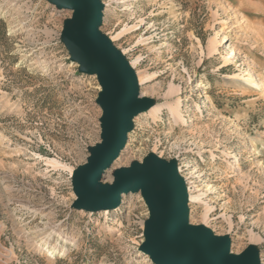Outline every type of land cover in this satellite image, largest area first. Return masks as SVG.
<instances>
[{"label":"rangeland","instance_id":"1","mask_svg":"<svg viewBox=\"0 0 264 264\" xmlns=\"http://www.w3.org/2000/svg\"><path fill=\"white\" fill-rule=\"evenodd\" d=\"M98 1L97 33L135 73L142 107L161 108L131 117L103 184L149 158L173 165L193 198L185 228L226 241L225 259L264 264V0ZM75 12L0 0V264H157L142 191L113 209L77 207L75 176L105 114L98 75L66 41ZM247 74L258 87L244 90Z\"/></svg>","mask_w":264,"mask_h":264},{"label":"water","instance_id":"2","mask_svg":"<svg viewBox=\"0 0 264 264\" xmlns=\"http://www.w3.org/2000/svg\"><path fill=\"white\" fill-rule=\"evenodd\" d=\"M51 1L76 11L66 29L67 44L83 70L98 75L103 88V142L91 150L88 164L76 173L77 207H115L121 194L142 190L151 212L144 249L157 264H256L249 255L225 259L226 241L212 238L203 229L185 228V188L173 165L149 158L143 165L117 172L112 186L98 184L123 148L131 117L144 104L135 102L136 84L128 65L97 33L102 10L99 1Z\"/></svg>","mask_w":264,"mask_h":264},{"label":"bare ground","instance_id":"3","mask_svg":"<svg viewBox=\"0 0 264 264\" xmlns=\"http://www.w3.org/2000/svg\"><path fill=\"white\" fill-rule=\"evenodd\" d=\"M101 6H102V10H106V7H108L107 3H106V4H102ZM226 39H227V38L225 37L224 40H226ZM121 57L123 58V56H121ZM128 67H129V66H128ZM129 69H130L131 72L133 73L131 67H129ZM133 75L135 76V73H133ZM135 77H136V76H135ZM225 78H226V77H225ZM243 81H244V84H243V85H244V90H249V88H256V87L259 86V84H258V82H257V79H255V77H254L252 74H247L246 77H245V79H244ZM136 83H137V87H136V88H138V85H139V84H138V82H136ZM139 83H140V81H139ZM136 91H137V90H136ZM135 102H136V103L138 102L137 98L135 99ZM180 103H181V100H178V101H176L175 103H173V104L169 107V114L172 116L173 119H177L178 116H179V114H180ZM151 106H152V105H151ZM197 110H201V107H198ZM160 111H161V108H160L159 105L152 106L151 109H149V107H148V108H147V107H142V108H141L136 114H134L133 116H136V115H142V114H146V113H149V112H150V114H154V113H159ZM200 121H201V119H200ZM130 130H131V126H130ZM251 144H252V143H251ZM246 145H247V146L245 147V149H250V148H251L250 143H247ZM120 152H121V151H120ZM120 152H119V154H120ZM119 154H118V156H119ZM118 156H117V157H118ZM117 157H116V158H117ZM237 165H238L237 157H234V159H233L232 161L229 162L228 168H229V169H234V168L237 167ZM181 182H182V184H183V186H184V188H185V203H184V204H185V206H187V203L189 204L190 202H192L193 198H192V196H191L189 193H187L188 190L186 189L185 183H184V181H183L182 178H181ZM98 184H100V185H104L101 179L98 180ZM139 191H142V190H139ZM124 196H125V195H121L120 199L122 200ZM119 203H120V201H119ZM118 205H119V204H117L115 207H117ZM115 207H111V208H101V209H90V210H92V211L106 210V209H113V208H115ZM119 208H120V207H118L116 210H118ZM105 212H107V211H105ZM54 250H55V248H52V251H54Z\"/></svg>","mask_w":264,"mask_h":264}]
</instances>
